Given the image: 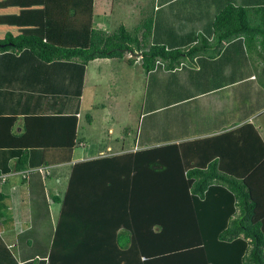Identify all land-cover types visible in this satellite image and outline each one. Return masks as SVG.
I'll use <instances>...</instances> for the list:
<instances>
[{"label": "trees", "instance_id": "1", "mask_svg": "<svg viewBox=\"0 0 264 264\" xmlns=\"http://www.w3.org/2000/svg\"><path fill=\"white\" fill-rule=\"evenodd\" d=\"M159 4L136 33L93 29L86 48L0 39V176H19L31 197L14 247L0 233V264H264V143L249 122L264 111V0ZM127 53L148 77L138 150L74 164L49 200L51 173L37 169L73 160L89 63ZM224 95L230 109L206 105Z\"/></svg>", "mask_w": 264, "mask_h": 264}, {"label": "crops", "instance_id": "2", "mask_svg": "<svg viewBox=\"0 0 264 264\" xmlns=\"http://www.w3.org/2000/svg\"><path fill=\"white\" fill-rule=\"evenodd\" d=\"M149 1L150 0H142V2L139 1L136 2V0H0V39H4L8 33L13 34L14 36L34 35V36H39L45 42L56 46L70 48L80 45V46L88 47L90 44L91 31L93 29L105 30L109 33L108 31L110 29L109 20L111 18V15H113V13L116 11L115 9L116 5H120L121 3H123L126 6L136 9L137 14H139L140 16L137 19V22H139L140 18L141 20L142 17L145 18L144 9L151 8L148 7V5H150L151 3V1L150 2ZM159 2L160 0H155V3L152 7L154 14L158 12L159 8L161 7V4H159ZM129 11L132 12L133 10L129 9ZM179 23L180 22L177 23L176 27L181 26V24ZM118 26L119 28L121 26H124L126 28L127 25L126 23H124ZM98 60H109V59H98ZM258 67H256V74L254 78L259 82L260 85L264 87L262 78L261 79L259 78ZM32 68L33 67L30 68L29 73L32 72ZM222 72L224 73V75H229L230 70H225ZM32 75L33 77L31 79V82L33 83V81L36 80L35 78L38 77L39 74H37V70H36L34 73L31 74V76ZM47 75L48 74L40 75V76H47ZM87 78H88V72L85 78L84 92L86 89ZM4 83L5 82H0V85ZM193 87L194 86H192V88ZM7 93H9L7 90H4L3 92L0 91V107L6 106L4 103L7 101V97H8ZM229 97H230L229 95L221 96L219 99H217V96L215 98L211 97L209 98V101L206 105L212 110H215L217 112H221L224 110L226 111L227 108L229 107L228 104L225 102ZM83 112H85V109L83 108V97H82L80 114L78 115L79 118L78 146L84 148L86 147L85 138H80V134H81L80 122L82 120ZM94 121H95L94 118H92V123H90L89 125L92 126L94 124ZM21 122L22 120L19 121V124H21ZM249 122L258 131L264 143V111L253 116L249 120ZM105 124L106 125L103 126L104 127L108 126L109 132L113 133L114 132L113 125L111 126L107 122ZM16 131L20 133L21 127L18 126ZM168 131L169 130L160 131L157 133V135L162 138L163 137L165 138V135ZM136 146H137V141L134 147H131L129 145L127 147L122 146L121 148H113L111 145H109L107 150L110 151L111 156H118L129 152L132 153L136 152L138 150ZM107 155L109 154L104 153V151H102L100 157H105ZM88 160L89 157L76 158L74 152L72 167L76 163L85 162ZM67 164L58 165L57 170L62 169L64 167H68ZM263 164L264 162L261 165ZM40 169H43V171H41ZM52 169L54 170V167L49 168V167L41 166V168L37 169V171L41 172L44 175L45 173H51V176L48 177V179H50L53 178V173L51 172ZM70 170H72V168H70ZM24 173L25 174L33 173V170H26L24 171ZM48 179L45 180V185L47 186V192H48V199L50 200V198H52L55 195L63 196L68 185H66L64 191L61 192L59 191L60 189H62L58 187L59 186L58 184L62 182L61 177H59L58 175L54 177L56 182L55 185L53 186H49L47 184ZM0 192H3L4 194L7 195L8 199L6 200V203L8 206H10L9 201L11 199L14 200L13 212L14 211L18 212L17 209L21 206H24L25 204H27L30 209L31 197L29 192V186L27 184L25 185L21 183V178L19 176L17 177L13 176V173L0 176ZM25 192H26V196L24 195ZM58 192L60 193L58 194ZM22 197H24L25 200L22 199ZM51 206H52L51 208H53L54 204H52ZM57 208H58V216H59L60 207L57 206ZM11 209L12 207H9L10 212ZM26 218H27L26 215L24 217L22 215L20 216L18 213V217L16 216L15 219L11 217L10 219L7 220L8 223H3L0 226V233L4 237L6 242L10 244V246L14 247V245L16 244L17 235L20 232L24 231L29 226L28 220L26 221ZM15 223L18 224L17 227L15 226ZM30 223H31V215H30Z\"/></svg>", "mask_w": 264, "mask_h": 264}, {"label": "rangeland", "instance_id": "3", "mask_svg": "<svg viewBox=\"0 0 264 264\" xmlns=\"http://www.w3.org/2000/svg\"><path fill=\"white\" fill-rule=\"evenodd\" d=\"M138 1L142 2V0H136V2ZM150 1L151 3L148 7L151 8L144 9L145 18L142 17V20L140 18L139 22H137V19L140 16L137 14L136 9L123 3L116 5V11L111 15L109 20V33H116L119 29L118 25L124 23H126V28L131 33H136L137 30L142 28L144 22L154 14L152 7L155 0ZM129 9L133 11L130 12ZM148 43L151 46L152 39ZM76 47L86 48L87 46L78 45ZM131 56L132 54L127 53L124 58L111 60L97 59L95 62L91 61L89 63L87 84L83 95V108L85 112H83L80 122V138H85L86 147L77 146L75 150L76 158L89 157V160L96 159L101 156L102 151L109 154L110 151L107 150L109 145L113 148L127 147L129 145L134 147L136 141L138 142L139 135L142 132L141 128L143 127L142 115L145 107L148 77L141 66V55L139 53L133 55L137 62L134 65L128 63ZM254 60L259 65V78H262L264 83V62L258 58H254ZM88 116H91L95 120L92 126L89 125ZM106 122L111 126L113 125V133L109 132L108 126H103L106 125ZM152 135L154 134L152 133ZM72 164L71 162L67 164L68 167L58 170V167L54 166V170H51L53 178L48 179L47 184L49 186L55 185L56 180L54 177L58 175L62 181L58 184V187L62 188L59 191H64L71 173L70 168H72ZM24 195L26 196V192ZM9 205V207H12L10 218L15 219L16 216L18 217V213L20 216L25 217L26 215V221L28 220V225H30V209L27 204L19 207L17 209L18 212H13V199L9 201ZM57 206L59 205H54L52 208L53 222H56L58 219ZM15 226L17 227L18 224L15 223Z\"/></svg>", "mask_w": 264, "mask_h": 264}, {"label": "built area", "instance_id": "4", "mask_svg": "<svg viewBox=\"0 0 264 264\" xmlns=\"http://www.w3.org/2000/svg\"><path fill=\"white\" fill-rule=\"evenodd\" d=\"M41 171H43V169H40Z\"/></svg>", "mask_w": 264, "mask_h": 264}, {"label": "water", "instance_id": "5", "mask_svg": "<svg viewBox=\"0 0 264 264\" xmlns=\"http://www.w3.org/2000/svg\"><path fill=\"white\" fill-rule=\"evenodd\" d=\"M139 55H141V54L139 53Z\"/></svg>", "mask_w": 264, "mask_h": 264}]
</instances>
